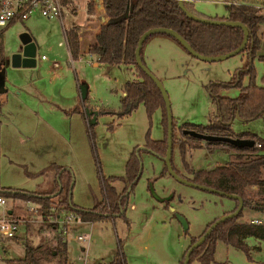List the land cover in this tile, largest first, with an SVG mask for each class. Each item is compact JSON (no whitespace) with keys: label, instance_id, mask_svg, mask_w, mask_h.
<instances>
[{"label":"rangeland","instance_id":"1","mask_svg":"<svg viewBox=\"0 0 264 264\" xmlns=\"http://www.w3.org/2000/svg\"><path fill=\"white\" fill-rule=\"evenodd\" d=\"M87 1L75 0L71 5L87 6ZM234 1L250 3L264 14V0ZM228 2L230 0H195L194 5L207 14L222 15L227 13ZM97 15V9L86 19L81 14L75 23L77 30H80L77 32L79 41L83 44L91 40L97 29L95 27L99 25ZM4 27L6 29L3 33L0 31V39L6 54L17 49L19 36L26 35L36 42L38 59L33 68L13 67L9 63L5 66L4 83L10 89L6 107L18 123L16 127H20L23 133L16 131L14 125L4 126L6 154L0 157L1 182L45 189L54 184L50 171L29 176L24 169L36 172L52 162L61 163L69 167L73 175L72 201L79 206L90 207L96 198H101V176L124 174L129 152L134 145L143 146L147 130L152 139L163 137L161 109L156 108L148 114L144 104L139 102L129 113L118 115L122 89L125 81L133 77L132 70L123 64L100 63L99 66H93L78 60L71 63L66 45L58 44L64 40L62 24L58 18H47L34 13L25 20L14 21ZM1 28L3 27L0 30ZM260 29H264V23L260 25ZM165 38H171L175 43H170V39ZM172 44H177L184 52H188L174 37L158 32L148 37L144 49H151L154 54L155 62H148L147 67L158 77L167 92L171 114L176 122L174 135L178 139L184 137L178 129L182 122L208 123L212 120L217 105L206 87L208 82L229 80L234 71L244 69L246 63L252 60L256 82L261 84L263 65L257 55L264 53V37L256 55L251 58L246 52H238L221 59L208 60L193 57L188 52L186 56L191 59L185 60L173 52ZM41 54L48 56V59H41ZM54 62L58 65H54ZM38 73L40 76L36 78ZM55 74L57 75L54 76ZM33 76L35 80L32 82ZM247 81L248 76L244 75L242 82ZM69 84H72L73 93L68 92ZM80 85L88 89V102L114 109L96 115L93 136L90 135L83 114L72 110L74 106L81 104L77 98ZM19 86H37L47 98L50 97L49 102L56 107L47 105L43 97L39 102L40 99L25 90L17 94ZM65 90L67 101L73 94L70 109L64 108L53 98L64 95ZM238 90L237 86H228L220 89L219 93L234 96ZM231 125L234 130H251L264 137V115L247 121L235 117ZM262 144L263 147L264 143ZM260 150L264 151V148ZM138 156L140 176L129 193L124 216L72 223L68 233L63 235L67 241L69 262H107L113 258L120 239L126 264H179L190 237L199 235L209 221L236 204L231 197L183 182L169 171L161 175L165 161L152 151L141 149ZM184 158L193 168H205L213 163H225L230 155L219 148L209 151L205 147H198L186 150ZM171 162L180 173L191 175L183 164L177 143L172 146ZM114 185L121 190L125 182L116 180ZM151 186L160 197L173 195L168 205L153 195ZM9 200L12 198H8V202ZM16 200H19V205L27 213L14 216L20 218L19 229L14 238H4L0 234V264H7V258L23 256L28 234L37 243L39 236L34 234L37 230L44 238H51L58 232V229L53 232L47 223L39 225L43 219L38 209L31 208L37 207L35 202L21 201L19 198L13 201ZM252 216L264 219V209L244 207L238 220H249ZM47 221L50 222L49 217ZM73 224H76V229L72 228ZM80 231L88 235L84 242L75 239V233ZM254 242L255 239L251 237L247 243L252 245ZM250 255L251 258L240 248L218 240L211 264H264V246L261 251L251 249ZM188 264H198V261L192 259Z\"/></svg>","mask_w":264,"mask_h":264},{"label":"trees","instance_id":"2","mask_svg":"<svg viewBox=\"0 0 264 264\" xmlns=\"http://www.w3.org/2000/svg\"><path fill=\"white\" fill-rule=\"evenodd\" d=\"M64 1L73 2V0ZM128 2L131 3L132 8L125 17L123 13L127 8ZM183 3L188 10L196 15L217 20L237 21L246 25L249 29L248 40L239 52H246L250 58L256 55L261 39L264 37V29H260V25L264 23V14L254 5L229 3L226 15L211 17L199 13L189 0H183ZM101 4L106 20L100 23L92 41L88 45V50L96 55L99 62L106 64L124 63L129 65L136 74L133 79L124 83V93L120 97L118 115L129 113L139 102L144 104L148 114H151L154 109L160 108L164 135L161 139H152L149 136V130H147L144 147H133L125 161L124 174L101 176V198H96L90 207L79 206L72 201V172L69 167L58 163H51L34 173L38 174L47 169L55 170V186L49 192L3 187L0 185V194L7 198H19L21 201L35 202L38 212L43 218L39 225L42 226L43 223H47V226H50L53 232L57 231V225L56 223L48 222L47 219L51 216L55 217L63 211H72L79 214L82 221H94L117 215L124 216L129 193L133 190L140 176L138 156L140 150H150L158 156H163L166 153L167 116L165 103L161 91L153 79L136 62L135 48L139 36L152 27L172 28L185 38L192 48L204 55H218L233 50L241 43L244 36V30L240 25L204 22L188 16L183 8L180 7L179 0H101ZM96 9V1L88 0V12L94 13ZM68 39L70 52L73 57H76L81 49V42L74 29L69 30ZM257 56L263 65L260 77L261 84L256 82V72L252 60L246 63L244 69L235 71L229 80H215L206 84L211 98L217 105L216 112L210 122H182L178 129L184 137L178 139L174 135L176 122L174 116H172V146L174 143L178 144L183 164L191 175H184L172 166L174 170L179 175L196 183L236 194L241 197L243 202V207L238 213L218 222L205 236L204 240L193 247L188 263L190 260L196 259L198 264H211L214 261L218 240L240 248L248 257H250L251 247L247 243V238L253 237L258 240H264V221L255 223L249 220H238L244 207L264 209V151H261L255 144L251 147H236L224 141L204 142L200 138L182 132L183 128H191L199 132L250 138L255 143H264V137L259 136L257 133L249 130L235 131L231 125L232 120L236 116L249 120L264 115V53H259ZM7 59L8 54L4 52L3 42L0 39V85H3L5 78V73L3 75L1 71L6 66ZM244 75L248 76L246 83L242 82ZM228 86H237L239 88L238 93L234 96L219 93L220 89ZM78 90L80 92L79 88ZM87 95L86 91L85 97L79 100L81 104L74 106L73 110L83 114L87 120L90 135L93 136L94 123L90 121L91 115L86 110L87 107H92L85 103ZM5 101L6 93L5 91H0V116L2 115L1 107ZM110 111L105 108L97 109L98 113ZM198 147H205L209 151L215 148L224 149L229 153L230 158L225 163L216 164L210 169H194L189 166L184 156L186 150ZM166 171H168V168L164 165L161 174L166 173ZM116 180L125 182V186L121 190L115 187L114 182ZM252 185H256V188H253ZM237 203L238 200H236L234 207L226 210L224 214L234 210ZM51 207H54L55 211L51 210ZM26 213L27 211L22 205H14L10 208V214L13 217ZM218 217L209 221L199 235L190 237V242L184 249L179 264H182L189 246ZM27 228L28 226L26 231ZM39 233L40 231L38 230L34 233L39 236L37 243H34L31 234H28L24 242L23 256L7 258V264H69L65 237L59 231L55 235L53 234L51 238H44ZM14 237L12 236L11 238ZM100 264H125V255L121 249L120 239H118L114 257L107 263Z\"/></svg>","mask_w":264,"mask_h":264},{"label":"water","instance_id":"3","mask_svg":"<svg viewBox=\"0 0 264 264\" xmlns=\"http://www.w3.org/2000/svg\"><path fill=\"white\" fill-rule=\"evenodd\" d=\"M95 1L97 2V5L100 6V0H95ZM179 5L181 8H183V10L185 11V13L188 16H190L196 20L204 21V22H212V23H228V24L240 25L244 30L243 39H242L241 43L236 48H234L233 50H230L226 53L218 54V55H204V54L199 53L194 48H192V46L188 43V41L185 38H183L177 31H175L172 28H168V27H152V28L145 30L139 36V38L137 40V45L135 48L136 62L144 70V72H146L153 79V81L155 82V84L157 85L159 90L161 91V94H162V97H163V100L165 103L166 116H167V149H166L165 155H163L161 157H163V159L165 161V165L168 168V171L171 174H173L176 178H178L179 180H181L183 182H187L191 185H194V186L206 189V190H210V191L219 193L221 195H225L228 197H234V198H237V200H238L237 206L234 210H232L229 213L223 214V215L219 216L217 219H215L212 223L209 224V226L197 238V240L189 246V248L187 249V251L184 255V259L182 262V264H188L189 255H190V252L193 249V247H195L196 245L201 243L204 240L205 236L211 231V229L218 222H220L221 220H223L227 217H231V216L235 215L236 213H238L239 210L243 207V202H242L241 197L236 195V194L217 190L216 188L208 187V186L196 183L194 181H191V180L179 175L174 170V168L172 167L170 159H171V150H172V138H173V126H172V124L173 123H172V114H171V110H170L169 98H168L167 92L164 89L161 81L147 67V65L142 60V57L140 55L142 44H143L144 40L149 35H151L153 33H157V32L158 33H160V32L166 33V34H169V35L173 36L174 38H176L182 44V46L190 52V54H193L194 56L204 58V59H208V60H216V59H221V58L227 57L229 55H233L235 53H238L247 43L248 36H249V29L246 25H244L240 22H237V21L217 20V19H213V18H209V17H203V16L196 15L184 6L183 0H179ZM131 8H132L131 3L128 2L127 8H126L125 12L123 13V16L126 17L129 14ZM19 38H20V42H19L17 49L8 55L7 61H9V64L13 67H20V66L21 67H33V66H35L36 61H37V46H36L34 40L27 37L26 35L19 36ZM4 73H5V67L1 71V74L4 75ZM3 83H4V81H3ZM79 89H80V98H84L85 94H86V87L84 85H80ZM4 90H5V88L3 86H0V91H4ZM86 110H87L88 114L91 115L90 121L94 123L96 121V115L98 114L97 110L94 108H88V107L86 108ZM182 132L185 134L191 135L193 137L200 138L205 142L206 141H224V142L230 143L236 147H244V146L251 147L255 144V141L253 139H250V138L219 135V134H210V133H205V132H199V131H197L195 129H191V128H183ZM142 147H144V146H142ZM139 171H140V164H139ZM72 184H73V180L71 181V185ZM150 189H151V192L153 193V195L156 198H158L159 200H168L172 196V194H170L168 196L160 197L155 193L152 186L150 187ZM183 221L185 222V220H183ZM186 225L187 224L185 222V226Z\"/></svg>","mask_w":264,"mask_h":264},{"label":"built area","instance_id":"4","mask_svg":"<svg viewBox=\"0 0 264 264\" xmlns=\"http://www.w3.org/2000/svg\"><path fill=\"white\" fill-rule=\"evenodd\" d=\"M71 3L65 2L64 0H0V27L9 25L14 21L25 20L34 13H39L47 18L56 17L61 21L64 37V40L59 43L65 44L68 50H70L68 39L69 30L74 29L76 32H80L75 25L77 19L81 14L84 15L85 19L91 14L88 12L86 5L76 7L75 4L71 5ZM87 54L88 57H85ZM91 56V52L85 53L80 51L76 57H73L71 52H69V61L73 63L74 60H78L90 64L93 62ZM45 57V54L41 55V58ZM255 145L261 148L263 144L261 142H256ZM7 203L8 198L0 194V234L4 238H11L15 236L19 229L20 218H15L8 212ZM31 208L37 210V207L31 206ZM51 210H54V207H51ZM49 221L56 223L57 229L61 235H66L72 223L82 220L80 215L75 212L63 211L55 217H49ZM251 222L260 223L263 221L260 219H252ZM87 237L88 235L86 233H75V239L79 242H84ZM1 261L2 255L0 254V262Z\"/></svg>","mask_w":264,"mask_h":264},{"label":"crops","instance_id":"5","mask_svg":"<svg viewBox=\"0 0 264 264\" xmlns=\"http://www.w3.org/2000/svg\"><path fill=\"white\" fill-rule=\"evenodd\" d=\"M192 4H193V6H194V8L199 12V13H201V14H203V15H206V16H224V15H226L227 13H228V4L229 3H241V2H237V1H234V0H230V2H228V4H227V13L226 14H222V15H217V14H215V15H211V14H207L206 12H204V11H201V10H199V9H197L196 7H195V5H194V1L195 0H189ZM226 1H228V0H226ZM248 4H250V3H248ZM96 7H97V18H99V22H98V24L100 25V23L101 22H103V21H105L106 20V17L103 15V9H102V4L100 5V6H98L97 5V2H96ZM99 25L97 26V27H95V28H98L99 27ZM94 28V29H95ZM6 28L5 27H3V28H1V32L3 33V31L5 30ZM97 30V29H96ZM96 30L93 32V36H94V34H95V32H96ZM0 32V33H1ZM161 33V32H160ZM169 35V34H168ZM93 36H92V38H91V40H89V41H85L86 43L85 44H83L82 42H81V50H83V52H85V53H87V52H90L89 50H88V45H89V43L92 41V39H93ZM148 39V38H147ZM146 39V40H147ZM163 39V38H162ZM166 40L167 39H170L169 41H171L170 43H175L173 40H171V38H165ZM35 42V41H34ZM60 42V41H59ZM145 43V42H144ZM35 44H36V42H35ZM59 45H63V44H60V43H58ZM172 45H175V46H172ZM171 45V47H172V50H173V52L176 54V55H178V56H181L182 58H184L185 60H188V59H191V58H188V56H186L187 54H188V52H184V50H182V48H180V46H178L177 44H172ZM37 46V45H36ZM67 51H68V53L70 52V50H68V48H67ZM187 53V54H186ZM92 54V56H91V58H92V60H93V62L92 63H90V64H88L87 63V65H93V66H99L100 65V63L101 62H99L98 61V59H97V57H93V56H95L93 53H91ZM42 55V54H41ZM141 55H142V59H143V61H144V63L147 65V63L148 62H151V63H154L155 62V60H154V54L151 52V49H144V44H143V46H142V50H141ZM190 55V54H189ZM193 55V54H192ZM193 57H195L194 55H193ZM37 59H38V55H37ZM41 59H43L44 61L45 60H47L48 59V56H46L45 58H41ZM8 63H9V61H7V63H6V65H8ZM36 63H37V61H36ZM56 64V66L58 65V63L57 62H54V65ZM120 64H123V65H125L126 67H129V65H127V64H124V63H119V65ZM36 65V64H35ZM154 66V65H153ZM21 67V66H20ZM34 67V66H33ZM33 67H29V68H33ZM23 68H28V67H23ZM130 68V67H129ZM131 70H132V72H133V74H132V78L131 79H133L135 76H136V74H135V72H134V70L132 69V68H130ZM156 70H158V68L156 67ZM235 72V71H234ZM233 72V73H234ZM57 74H55L54 76H56ZM233 75V74H232ZM40 76V74L38 73L37 74V76H36V78H38ZM35 76H33V80H32V82L35 80V78H34ZM58 77H59V75H58ZM131 79H128V80H131ZM4 80H5V78H4ZM127 81V80H126ZM125 81V82H126ZM0 86H3L4 88H5V93H6V101L4 102V104L2 105V107H1V111H2V115L0 116V157H1V155H4L5 156V152H4V135H5V132H4V126H5V128L8 126V125H12V127H14L15 129H16V131H18L19 133H23V130H21L20 129V127H16V125L18 124V123H16V121H15V119L11 116V114H10V112L7 110V107H6V104L8 103L7 101H8V99H9V97H10V89L8 88V86L5 84V83H3V85H0ZM20 87V89H19V91H17L16 93L17 94H20L21 92H24V90L25 91H27V92H29V93H31L32 95H33V97H35L36 99H40L39 100V102L40 101H42V99H41V97H43L44 99H46V104L48 105V104H50V105H54V104H51L49 101H50V97L49 98H47L46 97V95L45 94H43L42 93V90L40 89V88H38L37 86H30L29 88H25V87H22V86H19ZM124 87V86H123ZM68 92H72L73 93V87H72V84H69V88H68ZM86 91L88 92V89L86 88ZM122 91H123V93H124V88L122 89ZM78 92H79V90H78ZM13 93H15V92H13ZM65 94H67V90H65V92H64V95L63 94H61V95H59V96H54L53 98L56 100V101H59V102H63V103H59V102H57L58 104H60L61 106H63L64 108H69L70 109V107L72 106L71 104L73 103V100H72V96H73V94H72V96L70 97V100L69 101H67V99H65ZM77 96H79V97H77V98H79L80 99V92L78 93V95ZM17 98H18V96H16ZM85 103L87 104V105H89L90 107H92V108H94V109H98V108H103L102 106H99L96 102H88L87 101V99L85 100ZM55 106V105H54ZM56 107V106H55ZM105 108H108V109H110V110H114V109H112V108H109V107H105ZM72 110H73V108H72ZM34 112H37V110H33ZM79 112V111H78ZM81 113V112H80ZM71 117H72V115H71ZM236 117H238V116H236ZM10 118H13V119H10ZM161 118H162V112H161ZM238 118H240V117H238ZM242 121H247V120H244V119H242V118H240ZM6 121V122H5ZM15 122V123H14ZM14 125V126H13ZM178 125V124H177ZM88 128V127H87ZM235 131H237V130H235ZM241 131V130H240ZM249 131H251V130H249ZM253 132V131H252ZM256 133V132H255ZM159 139H161V138H159ZM134 146H137V145H134ZM133 146V147H134ZM143 146H144V144H143ZM138 148H143L142 146H139ZM261 148H264V146L263 147H261ZM261 148H259V149H261ZM133 149V148H132ZM131 149V150H132ZM218 149V148H217ZM220 149V148H219ZM144 150H146V149H144ZM221 150H224V149H221ZM6 151V150H5ZM150 151V150H149ZM225 151V150H224ZM131 152V151H130ZM130 152H129V154H130ZM227 152V151H226ZM129 154H128V156H129ZM127 156V157H128ZM52 163H56V162H52ZM51 164V163H50ZM61 164V163H60ZM49 165V164H48ZM61 165H64V164H61ZM216 164L215 163H213V164H211V165H209V166H206L204 169H210V168H213L214 166H215ZM190 167H192V166H190ZM193 168V167H192ZM194 169H200V168H194ZM39 170H41V169H39ZM38 170V171H39ZM38 171H36V172H38ZM52 173L51 175H52V178H53V180L52 181H54V184H52V185H50L49 187H47V188H45V189H32V188H26V187H20V186H13V185H6V184H4V183H2L1 182V179H0V185L1 186H3V187H12V188H22V189H27V190H34V191H39V192H49V191H51L53 188H54V186H55V179H56V175H55V170L54 169H49V170H45V173H50V172ZM24 172L27 174V175H29V176H33V175H36V174H34V173H36V172H31V171H29V170H27L26 168L24 169ZM44 172V171H43ZM42 172H40L39 174H41ZM165 174V173H164ZM164 174H161V175H164ZM112 175H115V174H112ZM253 186V188H256V185H252ZM171 198H173V195L169 198V199H171ZM232 199H234L235 200V202H236V200H237V198H234V197H231ZM169 199L168 200H164L165 201V205H168L169 204ZM14 199H12V200H9V202H8V204H7V207H8V212L10 213V208H11V206L13 205H15V206H20L19 204V200H16L15 202L13 201ZM161 201H163V200H161ZM76 204V203H75ZM132 206H134V204H132ZM135 207V206H134ZM172 208V207H171ZM231 209V208H230ZM227 210H229V209H227ZM125 211H126V208H125ZM226 211V210H225ZM224 211V212H225ZM224 212L222 213V215L224 214ZM252 219H260V220H262V221H264V219H262L261 217H257V216H252V217H250L249 218V221H251ZM84 222H89V221H84ZM76 224H73V226H72V228L73 229H76ZM81 232V231H80ZM193 236V235H192ZM194 236H196V235H194ZM249 238H251V237H248L247 238V242H248V239ZM255 239V238H254ZM261 241V242H260ZM250 245V244H249ZM263 246H264V244H262V240H258V239H255V242L252 244V245H250V247H251V249H256V250H263ZM187 247V246H186ZM251 249H250V251H251ZM5 250V249H4ZM125 255V254H124ZM114 257V256H113ZM249 258H251V255H250V257ZM110 261V260H109ZM108 262V261H107ZM107 262H101V261H99V262H96V263H107ZM69 264H74L73 262H69ZM126 264V263H125Z\"/></svg>","mask_w":264,"mask_h":264}]
</instances>
